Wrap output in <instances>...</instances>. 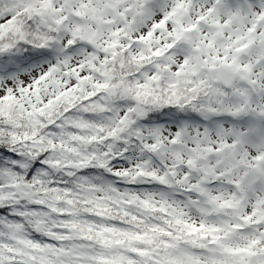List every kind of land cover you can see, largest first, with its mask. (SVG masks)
I'll use <instances>...</instances> for the list:
<instances>
[{
  "label": "snow or ice",
  "instance_id": "obj_1",
  "mask_svg": "<svg viewBox=\"0 0 264 264\" xmlns=\"http://www.w3.org/2000/svg\"><path fill=\"white\" fill-rule=\"evenodd\" d=\"M0 264H264V0H0Z\"/></svg>",
  "mask_w": 264,
  "mask_h": 264
}]
</instances>
